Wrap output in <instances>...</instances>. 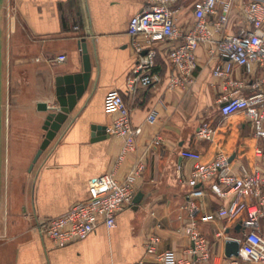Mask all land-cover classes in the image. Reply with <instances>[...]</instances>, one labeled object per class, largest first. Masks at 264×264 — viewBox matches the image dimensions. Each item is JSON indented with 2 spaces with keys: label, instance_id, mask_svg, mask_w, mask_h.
Segmentation results:
<instances>
[{
  "label": "crops",
  "instance_id": "obj_1",
  "mask_svg": "<svg viewBox=\"0 0 264 264\" xmlns=\"http://www.w3.org/2000/svg\"><path fill=\"white\" fill-rule=\"evenodd\" d=\"M145 1H0V149L4 156L0 167V264H133L144 257V243L151 234L159 236L158 250L169 249L181 256L189 245L182 230L186 214L181 205L192 188L187 180L194 162L181 151L197 150L202 161H209L221 149L234 171L240 166L248 171L264 169L255 153L257 147L264 148V140L252 134L244 114L238 112L223 120L219 113L220 99L236 88L231 82H242V93L252 91L242 68L214 76L217 61L201 45L196 50L193 85L169 89L172 66L167 51L173 42L162 41L153 68L159 81L150 86L130 84L136 55L127 27ZM192 22L191 9L184 7L179 25ZM81 43L91 63L88 86L33 163L45 133L46 112L37 104H54L57 74L81 70ZM59 54L66 59L57 62ZM226 60L222 57L218 62ZM115 94L129 108L132 124L141 127L135 149L119 164L123 139L107 130L115 117L110 104ZM202 121L216 128L212 142L195 136ZM92 125H105L108 136L93 141L97 131ZM156 136L161 141L148 148ZM142 154L145 169L135 183L136 193L141 192L142 197L137 205L132 203L118 213L115 227L100 224L85 239L64 247H56L39 232L43 220L89 197L92 178L114 171L121 180ZM200 201L208 213L219 205L209 191ZM221 225L217 219L202 224L201 230L208 239L212 237V251L223 255L224 242L214 237ZM235 226H229L230 233L235 234ZM217 263V257H212L201 264Z\"/></svg>",
  "mask_w": 264,
  "mask_h": 264
},
{
  "label": "built area",
  "instance_id": "obj_2",
  "mask_svg": "<svg viewBox=\"0 0 264 264\" xmlns=\"http://www.w3.org/2000/svg\"><path fill=\"white\" fill-rule=\"evenodd\" d=\"M184 7L191 9L190 26L179 25ZM127 33L136 55L129 79L133 85L150 86L159 81L153 68L158 43L162 41L173 42L167 51L172 66L167 78L169 89L193 85L196 50L201 45L217 61L212 68L214 76L223 77L234 67L242 68L249 76L252 91L242 93L243 83L231 82L236 88L220 99L219 113L224 120L242 112L254 136L264 140V0H146L142 9L129 19ZM222 57L227 60L218 62ZM65 59L64 54L55 58L57 62ZM257 72L261 75L256 76ZM110 104L115 117L107 130L123 139L116 161L119 164L135 149L141 127L132 124L130 110L120 94L113 95ZM215 132L213 125L202 121L195 136L212 142ZM160 141L159 136L154 137L148 148ZM255 153L264 165V148L257 147ZM181 155L194 161L187 180L192 188L181 205L186 214L182 230L189 245L177 256L169 249L158 250L159 236L151 234L144 243V257L133 264H201L212 257H217V264H264V169L248 171L240 166L234 171L229 156L221 149L209 161H202L201 153L193 149H183ZM144 169L145 154H142L121 180L115 177L114 171L92 178L88 184L89 197L74 203L64 213L43 220L38 225L39 232L56 247H64L85 239L100 224L107 229L115 227L118 213L133 203L135 183ZM206 191L219 200V205L209 213L203 211L200 201ZM217 219L222 225L214 237L223 242L237 240V255L212 251L201 225ZM234 223L240 229L232 234L229 226Z\"/></svg>",
  "mask_w": 264,
  "mask_h": 264
},
{
  "label": "water",
  "instance_id": "obj_3",
  "mask_svg": "<svg viewBox=\"0 0 264 264\" xmlns=\"http://www.w3.org/2000/svg\"><path fill=\"white\" fill-rule=\"evenodd\" d=\"M82 50V67L78 72L72 73H59L54 78V104L50 105L46 102H39L37 107L39 110L45 111L46 115L43 121L42 129L45 131L43 139L32 159L36 162L40 154L46 149L50 141L55 137L59 131L62 122L66 119L67 115L74 109L77 101L83 95L88 86L91 63L90 57L84 43L80 44ZM91 129L97 131L96 137L92 134V140L104 139L108 136L105 125H92ZM142 193L138 192L133 198V204L137 205L140 202ZM240 225L235 226L238 232ZM239 250V243L237 240H227L224 242V254L226 256L237 255Z\"/></svg>",
  "mask_w": 264,
  "mask_h": 264
},
{
  "label": "rangeland",
  "instance_id": "obj_4",
  "mask_svg": "<svg viewBox=\"0 0 264 264\" xmlns=\"http://www.w3.org/2000/svg\"><path fill=\"white\" fill-rule=\"evenodd\" d=\"M1 1V0H0ZM1 84V83H0ZM1 100H2V95H1V93H0V103H1ZM1 117L3 118V113L1 112V110H0V121H1ZM1 123V122H0ZM1 126V125H0ZM252 128V127H251ZM252 132H253V129H252ZM253 134V133H252ZM254 135V134H253ZM3 154H2V151H1V149H0V167H1V163H2V160H3ZM211 236H210V240H211Z\"/></svg>",
  "mask_w": 264,
  "mask_h": 264
}]
</instances>
